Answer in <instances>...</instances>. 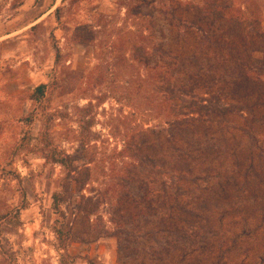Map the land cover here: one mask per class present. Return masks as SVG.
I'll return each instance as SVG.
<instances>
[{"label": "rangeland", "instance_id": "obj_1", "mask_svg": "<svg viewBox=\"0 0 264 264\" xmlns=\"http://www.w3.org/2000/svg\"><path fill=\"white\" fill-rule=\"evenodd\" d=\"M0 123V264H264V0H0Z\"/></svg>", "mask_w": 264, "mask_h": 264}, {"label": "trees", "instance_id": "obj_2", "mask_svg": "<svg viewBox=\"0 0 264 264\" xmlns=\"http://www.w3.org/2000/svg\"><path fill=\"white\" fill-rule=\"evenodd\" d=\"M22 2H23V0H18V5H21ZM221 12L222 13L220 14V16L222 17V16H224V13H223V11H221ZM225 55L226 56H223L224 59L222 61L221 60H217V65H222L221 69H218L216 72H212L210 74H205V76H208L209 78H212V79H213V77L217 76V80L214 79V81L216 82L215 85H224V84H226V82L228 80V76H232V73L230 72V70L227 69L228 66H229L228 64L230 63V62H228V60H226L228 58V55L227 54H225ZM247 69H248L247 67L246 68H242L241 72L235 71L234 74L249 78L251 71L247 70ZM251 69H253V67H251ZM252 71H254V70H252ZM218 83H220V84H218ZM44 88H45L44 84H39L38 86L35 87V90H34V92L32 94L34 99H40V97L44 94ZM208 91L210 92V90H208ZM207 92H205V93H207ZM192 102H194V106H195V108H193V110L194 109H196V110L194 112H190V114H199V115H201V113H202L201 110L203 109V106H202V104H198V103H195V102H204L203 99H200V101L194 99ZM90 159H89L88 163H90V161L92 162V160H90Z\"/></svg>", "mask_w": 264, "mask_h": 264}, {"label": "crops", "instance_id": "obj_3", "mask_svg": "<svg viewBox=\"0 0 264 264\" xmlns=\"http://www.w3.org/2000/svg\"><path fill=\"white\" fill-rule=\"evenodd\" d=\"M1 134H2V126H1V123H0V138H1Z\"/></svg>", "mask_w": 264, "mask_h": 264}]
</instances>
